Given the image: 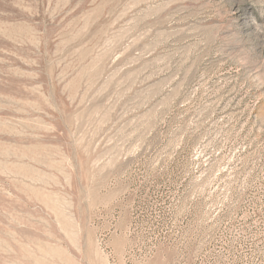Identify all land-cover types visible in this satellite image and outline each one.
<instances>
[{
  "label": "rangeland",
  "instance_id": "374dc122",
  "mask_svg": "<svg viewBox=\"0 0 264 264\" xmlns=\"http://www.w3.org/2000/svg\"><path fill=\"white\" fill-rule=\"evenodd\" d=\"M0 264H264V0H0Z\"/></svg>",
  "mask_w": 264,
  "mask_h": 264
}]
</instances>
